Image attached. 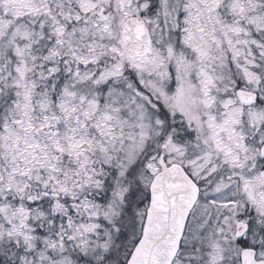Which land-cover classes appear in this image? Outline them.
<instances>
[{
    "label": "snow or ice",
    "instance_id": "6c2138e0",
    "mask_svg": "<svg viewBox=\"0 0 264 264\" xmlns=\"http://www.w3.org/2000/svg\"><path fill=\"white\" fill-rule=\"evenodd\" d=\"M0 264H264V0H0Z\"/></svg>",
    "mask_w": 264,
    "mask_h": 264
}]
</instances>
